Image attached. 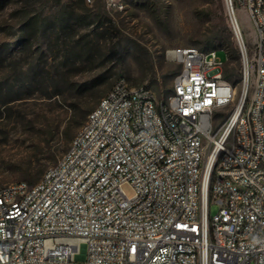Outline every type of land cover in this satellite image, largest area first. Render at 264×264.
<instances>
[{
	"label": "built area",
	"instance_id": "2783aa9c",
	"mask_svg": "<svg viewBox=\"0 0 264 264\" xmlns=\"http://www.w3.org/2000/svg\"><path fill=\"white\" fill-rule=\"evenodd\" d=\"M225 2L239 98L218 50L168 48L179 69L166 100L119 79L38 182L0 185V264H264V0Z\"/></svg>",
	"mask_w": 264,
	"mask_h": 264
},
{
	"label": "rangeland",
	"instance_id": "374dc122",
	"mask_svg": "<svg viewBox=\"0 0 264 264\" xmlns=\"http://www.w3.org/2000/svg\"><path fill=\"white\" fill-rule=\"evenodd\" d=\"M121 1L123 10L113 11L105 0H0V185L38 182L119 79L166 100L179 69L166 59L168 48L217 50H205L216 24L212 0ZM222 6L230 23L225 0ZM237 12L253 72L255 27L244 7ZM234 41L236 53L218 55L239 98L243 61L235 34ZM218 210L212 203L211 214Z\"/></svg>",
	"mask_w": 264,
	"mask_h": 264
},
{
	"label": "trees",
	"instance_id": "16d2710c",
	"mask_svg": "<svg viewBox=\"0 0 264 264\" xmlns=\"http://www.w3.org/2000/svg\"><path fill=\"white\" fill-rule=\"evenodd\" d=\"M212 4L214 7L213 15L216 18V24L211 28H208V33L206 34V41H205L206 43L205 50L214 48L219 51L229 48L233 50L234 53H236L233 30L225 15L222 6V0H212ZM236 58H238V55ZM225 77L229 80L232 77V75L231 73L226 72ZM240 81L241 78L236 79L234 81V84H237ZM55 94L56 93L54 92L51 95H55ZM70 106L72 110H77L79 108L77 103Z\"/></svg>",
	"mask_w": 264,
	"mask_h": 264
}]
</instances>
